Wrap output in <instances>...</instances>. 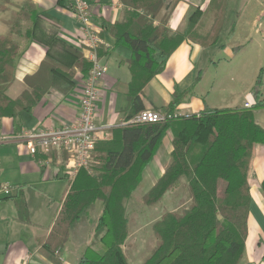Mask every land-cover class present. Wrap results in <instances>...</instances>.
<instances>
[{
    "label": "trees",
    "instance_id": "1",
    "mask_svg": "<svg viewBox=\"0 0 264 264\" xmlns=\"http://www.w3.org/2000/svg\"><path fill=\"white\" fill-rule=\"evenodd\" d=\"M178 1L120 0L125 7L122 20L101 22L103 30L115 38L113 50L123 58L121 63L128 64L132 75L126 90V120L148 108L144 88L165 70L168 59L183 42L191 41L204 49L220 43L229 0H211L205 11L197 9L183 33L168 27ZM65 4L59 0V5ZM26 23H30L28 28ZM7 24L8 33L0 36V126L4 118L16 119L21 112L32 114L51 88L73 89L77 70L83 77L91 70L82 51L60 37V27L47 21L32 0H24ZM18 39L43 45L47 54L38 71L25 77L27 89L12 99L7 92L16 79ZM242 50L244 46L234 48L235 52ZM200 77L201 73L197 81ZM263 87L262 69L252 90L255 104L251 107L206 109L174 117L183 100L176 92L165 110L171 119L115 128L112 140L97 143L90 169H81L70 183L51 233L39 241L41 253L61 264L60 254L71 228L88 218L92 206L100 201L103 210L79 264H130L124 252L129 237L126 202L141 185L144 171L171 132V162L143 196V202L146 206L162 202L184 177L189 204L181 211H166L153 224L156 243L141 264H241L253 199L249 182L252 163L256 147L264 145V128L255 120V113L264 109ZM261 189L264 193V181ZM12 199L19 221L30 224L21 188Z\"/></svg>",
    "mask_w": 264,
    "mask_h": 264
},
{
    "label": "crops",
    "instance_id": "2",
    "mask_svg": "<svg viewBox=\"0 0 264 264\" xmlns=\"http://www.w3.org/2000/svg\"><path fill=\"white\" fill-rule=\"evenodd\" d=\"M23 1L0 0V6L4 8L0 10V36L8 33L7 21ZM32 1L37 9L44 13L47 21L60 27V37L78 48V23L73 14L65 6L59 5V0ZM89 1L92 15L99 24L101 22L115 24L122 20L125 7L120 0ZM232 1L229 2V11L219 45L204 49L191 41L183 42L168 59L165 70L144 88L147 109L165 112L174 101L176 92L183 95L182 103L177 109L178 115L199 114L206 109L245 107L247 103L255 104V99L250 92L242 103L226 100L221 102L224 105L216 107V102L212 101L213 94L219 92L221 88L215 84L210 90L204 89L210 68L218 67L223 61L234 60L239 53L234 51L235 41L229 40L241 34V29L245 27L243 22L246 21V26L250 29L259 22L256 33L263 32L259 27H264L261 22L264 16V0H238L239 7L236 9L233 22L228 24ZM210 2L211 0H179L168 27L174 32H185L193 13L197 9L205 11ZM29 25L30 23H26L25 28ZM102 37L107 45L101 49L99 57L107 64L109 71L102 81V97L97 107L96 125L108 131L113 139V130L123 127V123L127 121L129 101L126 90L132 75L128 64L121 63L123 58L113 50L115 38L104 30ZM18 41L20 52L16 61V79L7 92L12 99L17 98L27 89L25 77L38 71L47 54L46 47L39 43L27 39H18ZM210 50L211 53L208 52ZM221 53L227 58L222 57ZM76 72L73 89L64 91L53 87L32 114L21 112L16 119L2 120L0 126V264H55L41 253L39 241L51 233L62 208V200L72 182L66 173L67 156L59 152H53L50 155H32L24 144L18 143L13 138L23 130L61 128L77 120L80 113L83 76L79 70ZM200 73L201 77L197 81ZM261 112H264V109L255 113V120L264 128V115H259ZM172 142L173 135L168 132L155 157L144 171L142 183H147V191L142 194L141 202H143V196L163 177L170 164ZM263 181L264 145H258L249 180L253 199L246 250L241 264H264V193L261 189ZM5 186L10 187L8 195L3 192ZM186 186V178L182 177L179 186L167 192L165 197L187 194ZM20 188L28 204L30 224L19 221L16 205L12 199ZM96 207L97 216L93 217L92 213ZM166 208L162 209L161 215L158 213L156 221L166 211H177L174 208ZM102 210L103 203L96 202L91 208L90 216L83 218L79 224L71 228L69 240L60 254L61 264H79L90 243ZM73 238L76 239L77 244L84 246L81 255L73 256L68 248Z\"/></svg>",
    "mask_w": 264,
    "mask_h": 264
},
{
    "label": "built area",
    "instance_id": "3",
    "mask_svg": "<svg viewBox=\"0 0 264 264\" xmlns=\"http://www.w3.org/2000/svg\"><path fill=\"white\" fill-rule=\"evenodd\" d=\"M69 10L78 23L77 46L86 60L91 63V70L83 77L80 96V113L77 120L61 128L23 130L13 140L24 144L29 153L51 154L64 153L67 156L66 173L74 180L81 169L89 170L94 162L95 148L99 141L111 140L112 135L96 125L98 103L102 97V81L109 68L99 57V50L107 44L102 37L103 27L92 15L89 0H65ZM247 103L245 107H251ZM175 114L174 117H177ZM173 116L167 112L146 109L136 114L123 126L156 124L165 122ZM10 194V187L3 188Z\"/></svg>",
    "mask_w": 264,
    "mask_h": 264
},
{
    "label": "rangeland",
    "instance_id": "4",
    "mask_svg": "<svg viewBox=\"0 0 264 264\" xmlns=\"http://www.w3.org/2000/svg\"><path fill=\"white\" fill-rule=\"evenodd\" d=\"M230 2V0H229ZM238 0H233L231 3V12L228 17V24L233 22ZM264 25V16L261 18ZM259 22L250 29L246 26V21L243 22L241 34L229 41H235L234 46H244L245 50L237 53L234 60L223 61L218 67H211L207 74V81L204 89L210 90L216 84L221 90L213 94L212 101L216 102V107H220L222 101H233L242 103L246 96L251 92L256 84L257 78L264 70V27H259L262 34H257L256 29ZM211 53L212 51H208ZM222 57L227 58L221 53ZM203 67V66H201ZM264 96V87L262 90ZM231 105V104H229ZM264 115V112L259 115ZM147 191V183H142L141 187L137 189L134 196L127 202V217L129 220V235L124 246L125 254L130 264H141L143 259L150 253L155 246L156 237L154 235L152 226L157 219L158 213L162 214V209L170 207L181 211L189 204L188 194L180 196H168L162 202L156 204L155 207H147L144 202H141L142 194ZM93 217L97 216V207L93 210ZM69 250L72 251L73 256L81 255L83 247L76 243L73 238L68 245Z\"/></svg>",
    "mask_w": 264,
    "mask_h": 264
}]
</instances>
